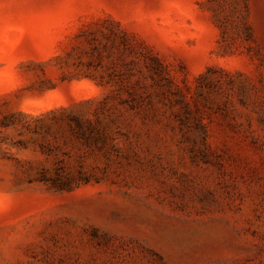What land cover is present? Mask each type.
<instances>
[{
  "label": "rangeland",
  "instance_id": "1",
  "mask_svg": "<svg viewBox=\"0 0 264 264\" xmlns=\"http://www.w3.org/2000/svg\"><path fill=\"white\" fill-rule=\"evenodd\" d=\"M0 264H264V0H0Z\"/></svg>",
  "mask_w": 264,
  "mask_h": 264
}]
</instances>
